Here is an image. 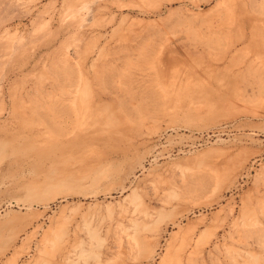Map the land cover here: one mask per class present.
<instances>
[{
    "label": "rangeland",
    "instance_id": "374dc122",
    "mask_svg": "<svg viewBox=\"0 0 264 264\" xmlns=\"http://www.w3.org/2000/svg\"><path fill=\"white\" fill-rule=\"evenodd\" d=\"M0 264H264V0H0Z\"/></svg>",
    "mask_w": 264,
    "mask_h": 264
}]
</instances>
